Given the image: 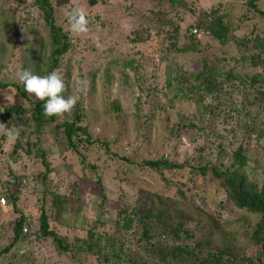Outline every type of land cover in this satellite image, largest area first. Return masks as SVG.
<instances>
[{"label":"trees","instance_id":"trees-1","mask_svg":"<svg viewBox=\"0 0 264 264\" xmlns=\"http://www.w3.org/2000/svg\"><path fill=\"white\" fill-rule=\"evenodd\" d=\"M160 1H168L171 6L179 8L186 5L182 0ZM257 1L247 0L246 2L250 9H255L264 17V11L257 7ZM34 6H38L43 11L45 18L51 19L50 33L53 44L50 55L44 62L46 72L44 74L38 72L37 75H47L55 70L65 78L67 73H62L60 68L61 60L71 48L70 36L54 25L52 0H34ZM12 17L14 15L11 9L0 8V27L9 25V19ZM206 17V23L195 24L193 27L199 29L205 25L206 30L211 33V38L209 42H207L208 38L206 39L204 48H209L210 42L214 41L222 49L236 44V52L232 57L221 59L206 56L205 52L200 59V68L189 74L184 72L179 60L197 54L199 45L203 44L201 39L191 34L192 28L184 34H179L176 30L168 34L172 38V43L171 46L166 47V52L163 51L162 46L157 50L156 44H151V51L148 53L151 57L143 50L140 53L146 60L159 57L167 64L165 71L167 77L162 84V91H164L162 98L166 99L169 106L178 99L190 97L192 92L186 88L192 84V87L205 94L203 97L212 96L215 101H218L211 107L209 114L219 118L223 125L229 124L230 127V120L233 123L242 121L241 115L246 102H250L252 106H255L254 103L264 105V35L258 34L257 29L251 30L250 34H237L231 31L230 25L226 24L217 12L207 14ZM24 24L28 26L25 21L21 25ZM235 37H237L235 41H231V38ZM182 39L188 41L187 46H177L180 44L177 41L180 42ZM128 49L133 56H136V53L139 56V52L135 51L134 47ZM40 51H38V59L41 55ZM172 52L174 53L171 59ZM115 62L119 63L117 60ZM124 67L131 68L132 62L125 61ZM131 69L137 72L135 68ZM105 72L107 75L109 70ZM140 82L141 78L138 76L139 87ZM223 84L228 86L227 93L230 94L225 93L229 99L226 103L220 102L221 99H225L221 89ZM105 85L109 86L108 81ZM151 88L155 94L156 107L161 113L166 112L165 104L158 98L160 96L158 84H151ZM9 89H12L14 94H12V101L9 100L0 108V123L19 131V137L9 139L5 135L2 141H12L8 162L12 165L17 164L18 161L19 163L15 170L12 166H8L7 181L4 182L7 197L0 196V208L6 211L7 204L10 203L13 208L11 212L15 213L17 218L14 217V224L9 230L11 243L0 252V259L8 255L16 245L22 247L23 252H20L22 257L28 254L29 249L24 247L25 243L31 240L24 234V229L28 227L33 230L30 235L36 237L38 242L41 238L52 239L57 256L72 264L84 263L89 258H97V264H147L138 249L147 251L153 264H263L264 173L261 180L254 178L256 173L251 172L257 171L258 167L251 169L253 164L243 144V139L245 137L247 140L251 139V135L256 134L257 130L249 131L246 124H237L246 133L238 148L230 152L222 143L219 144L216 150L211 152L215 158L210 160L215 161L208 160L204 166H200L197 162L199 160L203 162L202 155L206 152L204 147L198 150L202 155L199 154L200 156L197 155L191 160L188 157L182 163L171 160L168 156L144 162L143 169L159 174L161 190L141 192L140 198L136 200L132 209H122L120 202L110 198L103 184L104 178L99 174L96 164H89V166L86 164L88 157L94 155L100 147L98 139L94 138L89 130L86 121L88 112L81 113L82 109L77 105L72 115L64 119L48 117L44 115V102L30 97L22 83L9 81L7 78L0 79V93ZM64 95L68 96L67 91ZM183 102H189V100H183ZM201 103L198 107H201ZM110 105L118 116L122 114L123 108L118 99L113 100ZM225 114H229V117ZM177 115L181 119L179 121L181 125L176 127L173 133H180L181 130L188 131L186 135L192 130L206 133L201 126L204 119L198 122L195 114L187 118L182 117L179 112ZM147 117H141L139 124H142V127L146 119L151 121ZM48 132H51L52 137L49 141L43 138V135L46 137ZM258 136L264 138V130L258 133ZM48 148H57V151L52 156ZM84 149L86 151H83ZM85 152L87 155L84 154ZM72 156L77 157L78 161L72 163ZM227 156L231 158L230 163L222 161ZM52 161L61 162L59 166L81 165V167L72 172L69 178L63 180L64 184H62L53 178L55 169ZM194 162L197 164L195 165ZM78 170L79 174H77ZM208 174L220 184L228 202L233 204L240 213L243 212L241 217L230 219L220 213L222 210L218 214H210L203 206H196L186 201L187 191L173 192V188L177 187L172 178H180L185 183H195L199 176ZM80 181H83V186L80 185ZM259 181H262V184ZM24 190L32 191V194L37 195L39 203L41 202L37 213L39 218H32L34 215L27 218L28 216L20 209ZM99 191L100 193H97ZM87 192L96 195L100 200L95 210L97 211L95 218H92L91 222H88L90 220L86 213L81 220L78 218L81 213H84L85 205L76 208L74 200V210H72V199L76 198L79 202L80 197L84 194L88 195ZM2 199L6 200V205L1 204ZM203 199L206 200L207 197ZM53 217L57 220L62 219L63 222L68 221L69 225L74 223L72 219L77 217L76 223L81 230H84L86 242L82 241L79 247L80 241L74 243L69 242L67 236L62 238L50 228ZM190 224H193L191 226H194V229L189 228ZM107 226H112L114 229L109 227L106 229ZM102 230L104 233L101 232ZM239 230L246 231L245 241L242 242L261 245L262 250L256 251V255L252 256L245 253V250L240 248L242 244L239 246L236 243L235 237ZM191 238L194 239V243L190 242ZM133 246L136 248L133 249ZM102 251L107 253L105 258L101 257ZM79 253H85V259ZM40 254H42L41 250Z\"/></svg>","mask_w":264,"mask_h":264},{"label":"rangeland","instance_id":"rangeland-1","mask_svg":"<svg viewBox=\"0 0 264 264\" xmlns=\"http://www.w3.org/2000/svg\"><path fill=\"white\" fill-rule=\"evenodd\" d=\"M246 1L182 0L186 5L179 8L171 6L168 1L161 2L160 0H52L54 25L68 33L71 39V48L61 60L60 68L62 73H67V76L63 78L68 86L67 93L68 96L73 95L77 98L76 106L81 107V113L88 112L86 121L89 130L94 138L98 139L100 146L94 155L88 157L86 164L88 166L96 164L99 174L104 178L103 184L110 198L120 202L122 209H132L136 200L140 198L141 192L161 190L159 174L151 173L149 169H143L144 162L168 156L171 160L182 163L188 157L191 160L197 155H202L198 150L204 147L206 152L202 155L203 162L197 161L200 166H204L208 160L215 161L210 160L215 158L211 152L216 150L219 144L222 143L230 152L238 148L246 135L244 130L237 126L240 123L246 124L249 131L257 130L256 134L251 135V139L247 140L245 137L243 144L253 164L251 169L258 167L257 171L251 173H256L254 178L261 180L264 173V138L258 136V133L264 130V105L260 106L254 103L255 106H252L250 102H246L241 115L242 121L233 123L230 120V127L229 124L225 126L219 118H214L209 114L211 107L218 101H215L212 96L203 97L205 94L190 84L186 88L192 92L190 97L178 99L177 102L174 101L169 106L166 99L162 98L164 93L162 84L167 77L165 72L167 64L162 62L159 57L146 60L140 53L143 50L148 55L151 51V44H156L157 50L162 46L163 51L166 52V47L171 46L172 43V38L169 35L173 33V30L184 34L189 28L194 29L195 24L206 23V15L213 12H217L223 21L230 25L231 31L237 32V34H250L251 30L257 29L258 34L264 35V17L255 9H250ZM256 4L259 10L264 11V0H258ZM0 8L11 9L14 15L9 19V25L0 27V79L7 78L9 81L20 82L18 73L23 70H30L34 74L38 72L44 74L46 72L44 62L53 47L50 33L51 19L45 18L43 11L38 6H34V0H0ZM73 8L83 9L88 20L89 31L87 33L77 35L71 31L67 13ZM24 21L28 26L21 25ZM199 29L207 35L201 38L200 41L203 44L199 45L198 53L179 60L182 70L187 74L200 68V59L205 52L206 56H215L221 59L230 58L236 52V44L222 49L216 45L215 41L210 42L209 48H204L206 39L208 38L207 42H209L211 38V33L206 30L205 25ZM236 38H231V41H235ZM177 42L180 43L177 45L180 47L188 45L186 39ZM98 43L101 45L100 47L97 46ZM129 47H134L135 51L139 52V56L137 53L136 56H133ZM38 51L41 52L39 59L37 58ZM173 53L170 54L171 59ZM115 60L119 63H114ZM125 61L132 62V67L137 72L133 71L132 67H124ZM107 69L109 73L105 75ZM138 76L141 78V88L137 85ZM81 80L87 81L86 91L83 92L80 90L79 82ZM105 80L108 81L109 86L105 85ZM154 83L158 84L160 90L158 98L165 104L166 112L161 113L156 107L155 94L151 88V84ZM221 89L224 95L225 93L230 95L227 93L229 89L227 85H221ZM12 94H14L12 89L0 93V108L3 104L6 105L9 100L12 101ZM227 95L220 102L226 103L229 100ZM29 96L36 98L34 95L29 94ZM115 99L120 101L123 108L122 114L119 116L113 112L110 105ZM183 100H189V102H183ZM200 102H202L201 107H198ZM223 108L225 107L223 106ZM178 112L185 118L195 114L198 122L204 119L201 126L206 130V133L202 134L193 130L188 135H186L188 131L185 130L173 133V130L181 125ZM225 115L229 117V114ZM143 116H148L147 118L151 121L146 119L142 127L139 121ZM50 133L48 132L46 137L43 135L44 140L49 141L52 138ZM181 135L183 136L181 137ZM4 136L0 133V196L7 197V189L4 185V182L7 181L6 171L8 166H12V169L15 170L19 161L13 165L8 162L12 141H2ZM47 150L53 156L57 148H48ZM84 154L87 155L86 152ZM76 158L72 156L71 162L78 161ZM222 161L230 163L231 158L227 156ZM197 162H194L195 165ZM51 163L55 169L53 178L62 184H64L63 180L69 178L72 172L81 167L80 164L76 167L73 165V167L70 165L59 166L61 162L58 161ZM77 174H79V170ZM172 180L177 187L173 188V192L187 191L186 201L196 206H203L210 214H218L222 210L220 213L230 219L243 215V212L240 213L233 204L228 202L220 184L209 174L199 176L195 183H185L184 180L177 177ZM259 182L262 184V181ZM80 185L83 186V181H80ZM86 194L88 195L84 194L83 197H80L79 202L76 198L72 199V210H74V200L76 208L85 205L84 213H81L78 218L81 220L86 213L90 220L88 222H91L92 218H95V212H97L95 210L100 200L91 192ZM202 197H207V199L204 200ZM177 200L182 201L179 198ZM40 204L37 195L32 194V191H23L20 209L28 216L27 218L31 215H34L32 218H39L37 213ZM11 206L8 203L6 211L0 208V252L12 240L9 230L10 226L14 224V217L17 218V216L15 213L12 214ZM48 212H50L49 208ZM77 220V217L73 218L72 222L74 223L69 225L68 221L63 222L62 219L57 220L53 217L50 221V228L60 234L62 238L69 237V242L78 243L80 241V247L82 241L86 242V235L84 230H81L77 225ZM191 225L193 224H190L189 228L194 229V226ZM108 227L114 229L112 226H107L106 229ZM32 231L28 227L24 229V234L32 240H28L24 245L26 249H29L28 254L22 257L20 252H23V249L16 245L8 255L1 257L0 264H72L57 256L52 239L41 238L38 242L36 237L30 235ZM101 232L104 233L103 230ZM245 232V230H239L236 233V243L242 244V246L239 245L240 248L244 249L249 256L256 255L255 252L262 250V247L242 242L245 241ZM190 242L194 243V239L191 238ZM35 244H37L36 247ZM132 248L135 249L136 246ZM40 250L42 254H40ZM138 250L143 254V260L147 264H153L147 251ZM79 254L85 259V253ZM100 254L102 258H105L107 253L102 251ZM97 261V258H89L84 263L79 262L78 264H97Z\"/></svg>","mask_w":264,"mask_h":264},{"label":"clouds","instance_id":"clouds-1","mask_svg":"<svg viewBox=\"0 0 264 264\" xmlns=\"http://www.w3.org/2000/svg\"><path fill=\"white\" fill-rule=\"evenodd\" d=\"M67 19L71 31L77 35L85 34L89 31L88 20L83 9L73 8L67 13ZM98 47L99 43L97 44ZM18 80L23 84L25 91L34 95L38 100L43 101L44 115L48 117H58L64 119L71 116L77 104V98L73 95L65 97L67 84L59 72L53 70L47 75H37L30 70H23L18 73ZM80 90L86 91L87 81L81 80ZM0 133L9 139L19 137V131L8 128L4 123H0Z\"/></svg>","mask_w":264,"mask_h":264},{"label":"built area","instance_id":"built-area-1","mask_svg":"<svg viewBox=\"0 0 264 264\" xmlns=\"http://www.w3.org/2000/svg\"><path fill=\"white\" fill-rule=\"evenodd\" d=\"M190 32H191V34H193L194 36H196L198 39H201L202 37H204V36L207 35L204 31L199 30V29H196V28L190 29ZM1 204L2 205H6V200L5 199H2L1 200Z\"/></svg>","mask_w":264,"mask_h":264}]
</instances>
